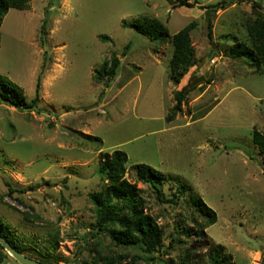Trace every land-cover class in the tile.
I'll list each match as a JSON object with an SVG mask.
<instances>
[{
    "label": "rangeland",
    "instance_id": "374dc122",
    "mask_svg": "<svg viewBox=\"0 0 264 264\" xmlns=\"http://www.w3.org/2000/svg\"><path fill=\"white\" fill-rule=\"evenodd\" d=\"M197 1L31 0L4 17L0 73L28 102L40 82L36 110L0 100V217L25 253L54 264H96L102 254H121V264H210L218 243L235 264H264V155L252 136L264 133V73L229 52L235 37L246 40V23L264 17V0H224L216 10L205 6L223 0ZM144 17L170 37L154 41L128 24ZM191 22L196 62L176 85L172 36ZM112 53L121 60L115 78H95ZM189 83L169 122L175 91ZM116 149L162 227L158 251L87 237L96 222L90 194L107 182L100 154ZM139 164L166 175L163 199L137 179ZM194 197L216 211L213 225L203 227ZM4 251L2 264H20Z\"/></svg>",
    "mask_w": 264,
    "mask_h": 264
},
{
    "label": "trees",
    "instance_id": "16d2710c",
    "mask_svg": "<svg viewBox=\"0 0 264 264\" xmlns=\"http://www.w3.org/2000/svg\"><path fill=\"white\" fill-rule=\"evenodd\" d=\"M31 0H0V27L4 17L11 8L24 10L29 7ZM179 6L193 7L198 3L188 0H178ZM226 1L205 6L208 9H221ZM259 5V4H258ZM124 23L128 22L124 20ZM139 33L148 36L154 41L164 42L169 37L165 25L150 17L135 19L128 23ZM195 23L187 24L180 31L172 36L174 50L169 62L170 78L178 85L183 76L191 66L196 62L195 47L192 42L191 31ZM247 38L245 41L234 38L229 52L234 58H249L250 64L255 66V72L264 73V17L257 16L246 23ZM104 42L111 41L107 35H101ZM129 45L125 47L126 51ZM124 54V55H125ZM121 60L116 53H112L110 60L104 61L101 68L96 72L95 78L103 79L107 82L114 79L120 67ZM201 77L196 78V83L201 81ZM192 84H188L181 90L175 91V105L171 109L167 120L170 122L175 118L178 112L183 110V102L187 99L192 90ZM40 82L37 85V96L31 102H28L24 89L21 85L13 81L8 76L0 73V100L17 108L30 107L36 105V99L39 97ZM253 141L264 155V133L258 129L252 132ZM100 171L107 177V182L101 190L90 194L91 201L95 206L96 222L93 230L87 234V237L98 238L101 235L110 237L112 243L118 247L140 246L147 252L158 251L162 245L163 230L157 220L147 211H145V201L140 189L136 183L129 181L125 175L127 172L126 164L128 155L126 152L116 149L113 152H101ZM137 179L143 183L150 184L157 192L159 198L163 199V183L166 175L147 164L136 166ZM10 186V185H9ZM11 189V188H10ZM188 190L187 185H182L181 192ZM194 204L200 210L202 216L206 218L203 227H209L217 221V214L214 209L208 206L201 197H194ZM168 202L174 200L168 199ZM0 233L8 239L18 250L25 253V246H21L12 236L9 226L0 217ZM56 244L53 243L54 252ZM0 244V264L6 259L8 254ZM7 253V254H6ZM26 255L46 264H54L45 257H34L27 253ZM121 254L105 255L102 254L96 264H121ZM208 259L210 264H235L231 254L227 253L222 244L215 243L208 249Z\"/></svg>",
    "mask_w": 264,
    "mask_h": 264
},
{
    "label": "water",
    "instance_id": "95a60500",
    "mask_svg": "<svg viewBox=\"0 0 264 264\" xmlns=\"http://www.w3.org/2000/svg\"><path fill=\"white\" fill-rule=\"evenodd\" d=\"M24 109L27 110H36L37 106L33 105L30 107H24ZM0 244L10 253V255L16 259L20 264H46L43 262H40L39 260H36L35 258H32L22 251L18 250L11 242L6 239L1 233H0Z\"/></svg>",
    "mask_w": 264,
    "mask_h": 264
},
{
    "label": "crops",
    "instance_id": "0c3cea01",
    "mask_svg": "<svg viewBox=\"0 0 264 264\" xmlns=\"http://www.w3.org/2000/svg\"><path fill=\"white\" fill-rule=\"evenodd\" d=\"M130 82V81H129ZM125 86H126V84H125Z\"/></svg>",
    "mask_w": 264,
    "mask_h": 264
}]
</instances>
